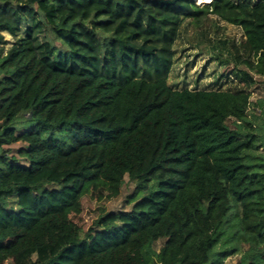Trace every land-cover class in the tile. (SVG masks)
<instances>
[{"label": "trees", "instance_id": "obj_1", "mask_svg": "<svg viewBox=\"0 0 264 264\" xmlns=\"http://www.w3.org/2000/svg\"><path fill=\"white\" fill-rule=\"evenodd\" d=\"M197 1L0 0V264H264V0ZM125 176L130 211L73 233Z\"/></svg>", "mask_w": 264, "mask_h": 264}, {"label": "rangeland", "instance_id": "obj_2", "mask_svg": "<svg viewBox=\"0 0 264 264\" xmlns=\"http://www.w3.org/2000/svg\"><path fill=\"white\" fill-rule=\"evenodd\" d=\"M209 0H198L197 3L203 5ZM250 4H255L259 0H235ZM229 32L235 33L234 30ZM6 43L0 45V56H3L12 43V38L3 33ZM198 62V61H197ZM202 61L199 62V66ZM198 66V67H199ZM255 84L253 93L250 98V106L246 121L249 122L258 135L264 134V76H254ZM231 127L233 122H229ZM23 147V144L17 143L4 147L9 155H13L19 162L22 158L18 155V149ZM256 153L264 154V146H261ZM135 190V185L129 181L127 176L124 177L120 186H112L103 181L89 182L82 189L77 201L74 205L65 210V219L71 231L75 234L83 235L88 229L94 228L98 219L106 213H118L122 211H130L134 200H130ZM141 194L137 195V198ZM136 199V198H135ZM10 201H8L9 203ZM13 206V204H9ZM163 240H159L153 244V249L158 251ZM250 245L240 243V253H235L224 258L219 264H237L242 256L243 251H247Z\"/></svg>", "mask_w": 264, "mask_h": 264}]
</instances>
